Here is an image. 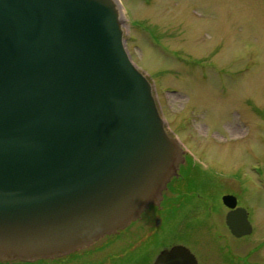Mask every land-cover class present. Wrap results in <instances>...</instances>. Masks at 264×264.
<instances>
[{"label":"water","instance_id":"water-1","mask_svg":"<svg viewBox=\"0 0 264 264\" xmlns=\"http://www.w3.org/2000/svg\"><path fill=\"white\" fill-rule=\"evenodd\" d=\"M183 162L118 0H0V262L65 256L158 203ZM231 233L252 232L225 195ZM155 264H197L183 246Z\"/></svg>","mask_w":264,"mask_h":264},{"label":"rangeland","instance_id":"rangeland-1","mask_svg":"<svg viewBox=\"0 0 264 264\" xmlns=\"http://www.w3.org/2000/svg\"><path fill=\"white\" fill-rule=\"evenodd\" d=\"M120 2L127 51L152 82L166 129L195 173L183 168L173 179L178 195L162 204L153 234L150 205L101 258L148 264L161 248L180 243L201 264H264V0ZM229 193L248 212L249 236L235 238L225 225L221 198ZM136 227L152 242L132 250ZM83 253L0 264H100L82 260Z\"/></svg>","mask_w":264,"mask_h":264},{"label":"flooded vegetation","instance_id":"flooded-vegetation-1","mask_svg":"<svg viewBox=\"0 0 264 264\" xmlns=\"http://www.w3.org/2000/svg\"><path fill=\"white\" fill-rule=\"evenodd\" d=\"M178 178H181V177H178ZM181 187H183V184L181 185ZM178 190H179V184L178 183H176V182H174V180H171V182L169 183V186H168V188H167V190L164 192V197H163V200H162V202H161V204L159 205V206H153V207H155V214H154V221L156 222V220H157V222H156V224H155V222H154V227L153 228H150L149 229V231L147 232V234H153L154 233V231L155 230H157L161 225H162V222H159L158 220H159V217H160V215H161V211L163 210V207H162V204L165 202V200H166V198L168 199V202H169V199L172 197V196H175V195H178ZM169 195H171L170 197H169ZM228 212H229V210H228ZM158 215V216H157ZM141 226V225H140ZM133 227V226H132ZM141 228H143V227H141ZM131 228L129 227L128 229H126L125 231H122L121 233H119V234H122V233H124V235H127V234H131V233H129V230H130ZM136 230H135V232H134V234L135 235H133V238L132 239H129V238H127V239H129L130 240V245L132 246V250H134V249H136L137 248V246H139L140 245V243L141 242H143V241H147V242H152L151 241V239H144L145 237L143 236H140V237H138V235H139V227H136L135 228ZM147 230H148V228H147ZM125 232H127V233H125ZM119 234L117 235V236H119ZM122 236V235H121ZM120 236V237H121ZM148 236H150V235H148ZM124 238V237H123ZM123 238H117L116 236H115V238H110L111 240H108V241H106L105 243L106 244H108L107 246H105L106 244H103V245H99L98 247H95L94 248V246H95V244L93 245V246H91V247H89V248H87V249H85L84 251L86 252V253H83V255H84V258H81L82 260L83 259H85V260H90L91 262H96V263H98V262H100V264H108V262L107 261H109V257L110 256H113V257H117V256H119V255H117V254H111V255H107L106 256V258H101V257H104V255L103 254H105L106 252H107V250H108V248L110 249L115 243H116V241H118V240H120V239H123ZM113 239V240H112ZM124 241V240H123ZM122 241V242H123ZM152 244V243H151ZM150 244V245H151ZM116 245V244H115ZM178 245H182V244H180V243H175V244H172V245H170L168 248H161L159 251H158V253L154 256V257H152L151 259H150V261L148 262V264H155V261H156V259H157V257H158V255L160 254V252L163 250H169V249H171V248H173L174 246H178ZM117 246V245H116ZM163 246V245H162ZM161 246V247H162ZM183 246V245H182ZM190 250V249H189ZM84 251H82V252H84ZM191 251V250H190ZM78 253V252H77ZM77 253H74V254H71V255H69L68 257L69 258H72V256H74L75 254H77ZM80 253V252H79ZM79 253H78V255H77V257L79 256ZM195 256V255H194ZM195 258H196V260H197V264H201L200 263V261L197 259V257L195 256ZM76 260H78V259H75L74 261H76ZM102 260H104V261H102ZM75 264H82V262H77V263H75Z\"/></svg>","mask_w":264,"mask_h":264}]
</instances>
